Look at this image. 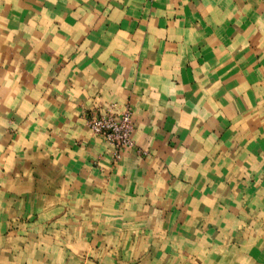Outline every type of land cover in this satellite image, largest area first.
Returning a JSON list of instances; mask_svg holds the SVG:
<instances>
[{
    "label": "crops",
    "instance_id": "obj_1",
    "mask_svg": "<svg viewBox=\"0 0 264 264\" xmlns=\"http://www.w3.org/2000/svg\"><path fill=\"white\" fill-rule=\"evenodd\" d=\"M0 264H264V0H0Z\"/></svg>",
    "mask_w": 264,
    "mask_h": 264
},
{
    "label": "built area",
    "instance_id": "obj_2",
    "mask_svg": "<svg viewBox=\"0 0 264 264\" xmlns=\"http://www.w3.org/2000/svg\"><path fill=\"white\" fill-rule=\"evenodd\" d=\"M129 107L123 111L91 113L86 117L90 130L103 137L105 141L115 148L116 156L123 148L131 147V134L133 131L132 116Z\"/></svg>",
    "mask_w": 264,
    "mask_h": 264
}]
</instances>
